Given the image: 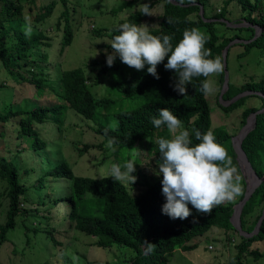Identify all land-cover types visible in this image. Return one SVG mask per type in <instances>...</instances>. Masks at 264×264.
Instances as JSON below:
<instances>
[{
	"label": "trees",
	"instance_id": "1",
	"mask_svg": "<svg viewBox=\"0 0 264 264\" xmlns=\"http://www.w3.org/2000/svg\"><path fill=\"white\" fill-rule=\"evenodd\" d=\"M232 1L234 0H227L220 13L209 16L207 13L209 0H154L149 5L150 9L159 3L162 4L163 12L159 25L148 31L161 38L164 35L171 36V43L175 47L183 38L186 29L198 28L206 37L205 49L211 50V56L208 58L219 57L222 64V53L226 46L235 40H242L243 42L231 45L228 53L233 46H242L243 50L237 54V59L244 62V59L247 61L253 54L252 51H257L263 71L264 0H236L242 10L247 12L242 19L248 23V26L239 27L238 30L250 32L248 38H241L239 35L225 37L217 30L218 24L227 26L231 23L226 15L227 6ZM59 2L62 7L57 16ZM71 2L73 0H51L49 4H43L41 0H0V64L12 82L20 87L18 92L13 89L15 92L11 98L8 97V101L2 102L0 99V103H3L0 109V138L6 137L5 127L13 125L19 143L26 141L28 147L24 149L33 150L39 159L40 167L46 166L45 169L39 166L19 167L14 159L9 160L6 156L0 155V181L5 183L4 193L8 199L5 221L0 223V250L9 243V234L19 230L18 220L21 217L25 219L20 224L25 236L22 241L28 246H31L37 237L38 241L44 237L53 245L59 244L55 233L65 222H69V228L93 237L95 239L93 246L128 250L130 255L117 264H171L177 249L185 251L196 249L198 246L190 245L189 242L205 235L214 227L235 232L240 237V243L236 246L238 253L230 264H244L245 254L249 255L253 262L264 258L259 248L257 250L251 248L253 244L264 241V218L258 232L253 236L241 235L231 220L235 212L234 204H240L246 193V182L242 174L243 193L239 198L214 207L209 214L198 212L189 204L191 215L181 220L172 219L162 213V205L166 202L162 194V175H158L156 181L146 186L141 193L133 194L122 181H115L111 177L99 178L107 175L99 177L77 175L65 159L55 160L49 156L48 149H51V143L59 140L42 137L39 128L48 127L60 136L69 127L66 120L73 113L80 115L81 120L85 121L98 137L100 136L102 140L98 147L107 146L108 137L117 140L113 145L115 150L112 152L114 164L122 166L129 160L128 150L145 142H148V152L153 154L159 163L157 141L161 138L171 139V135L166 125L156 128L152 120L159 118V109L168 108L189 131L190 146L200 142L195 139L193 130H199L202 134L211 130L216 142L227 150L233 166L241 173L234 136L223 126L212 129L211 108L206 95L200 91L202 83L208 77H193L191 83L186 85L187 95L181 96L173 90L176 78L174 70H166L164 67L167 57L157 66L159 79H156L147 72V65L143 70L137 71L123 64L118 56L113 66L109 67L104 53L101 58L91 63L92 68L89 72L87 66L72 70H64L60 66L54 72L51 62L54 49L58 46L62 56L65 49L71 46L78 36V28H74V24H77L75 16L77 4ZM142 3L143 0H125L111 10V13L116 15ZM34 11L36 13L33 15ZM54 17L52 28L45 30L46 21ZM145 18L146 15L142 14L141 9H136L125 20H119L116 25L100 28L94 25L93 32L99 37H102L104 32L112 41L115 35L120 34L121 24L139 26ZM206 19L215 21L208 22ZM223 19L227 22L219 21ZM26 22L31 23L33 29L31 37L24 35L23 28ZM80 23L79 20L78 24ZM54 31L59 33L57 37L51 36ZM107 47L110 48L107 53L111 54L113 50L110 45ZM93 72H96L94 81L89 76ZM253 72H242L249 80L239 86L229 80V88L222 99L230 104L221 103V92L217 99L218 105L227 113L243 108L248 99L256 98L261 101L260 107L245 106L242 114L243 125H246L252 114H256L251 130L242 141V150L260 180L241 211V226L247 233L255 231L264 210V73L256 80ZM220 75L222 90L224 67ZM105 76L110 77L109 84L116 98L110 97L111 95L97 96L93 87ZM4 87L3 84L0 85V88ZM136 96L142 98L139 104L123 107L126 100ZM40 97L46 99L50 97V101L39 105L36 101ZM54 100L56 102H53ZM105 131L107 136L104 135ZM92 147L95 145H85L83 148L74 146L79 155H83ZM108 150L110 149L107 147ZM21 169L26 173L37 174L31 186L22 183ZM48 177L57 182L65 181L67 186L61 189L53 200L45 194L42 201L40 197L47 188ZM30 200L47 209V215L42 216L46 221L45 227H42L44 220L27 224V220L30 219L26 217L29 210L21 209L20 205L22 202L28 204ZM62 207L67 208L65 216ZM258 208L259 213L249 223L248 217ZM145 240L151 243V251L148 250ZM0 264L3 263L0 261ZM35 264H49V261ZM90 264L111 263L95 261Z\"/></svg>",
	"mask_w": 264,
	"mask_h": 264
},
{
	"label": "rangeland",
	"instance_id": "2",
	"mask_svg": "<svg viewBox=\"0 0 264 264\" xmlns=\"http://www.w3.org/2000/svg\"><path fill=\"white\" fill-rule=\"evenodd\" d=\"M125 0H73V3L77 4V14L76 20L77 24H74V28H78L77 34L71 46L67 47L60 56V48L57 46L54 49V53L51 57V62L53 63L54 72L59 69L61 66L64 70H72L78 67H86L88 72L92 68V62L96 59L101 58L102 54L109 52L110 48L107 47L111 44V39L102 33L103 36L99 37L98 34L93 32L95 28L100 27H109L116 25L119 20H125L127 16L136 9H141L144 4L150 5L154 0H143L142 4H139L133 9H126L120 13L114 15L111 13V10L117 8ZM43 4H49L51 0H41ZM227 0H209L207 13L209 16L220 13L223 7L226 5ZM61 3L58 4V11L56 15L58 16L59 10L61 9ZM76 7V6H75ZM57 8L55 9V11ZM54 11V12H55ZM152 15H146V18L142 21L140 25H146L148 29L157 27L160 22V16L163 12L162 4H155L150 9ZM36 11L33 12V15ZM247 12H244L241 8V5L236 1H232L227 6V15L231 23L224 26L218 24L217 30L219 33L224 34L225 37H231L234 35H239L241 38H248L250 32L248 31H239V27L248 26L242 18L243 15H246ZM47 20V19H46ZM45 20V21H46ZM79 20L81 21L78 24ZM220 21V20H219ZM55 22V17L46 21L44 26L45 30L52 28L51 23ZM48 24V25H47ZM40 28H43L40 26ZM58 32H53L51 36L57 37ZM60 41V40H59ZM243 50L242 46L236 45L233 46L227 57V71L229 80L231 83L239 86L244 83L249 78L243 75L244 71H254V77L256 80L264 73L261 70L259 61L260 57L257 51H252V55L247 59V61L238 60L237 54ZM101 54V55H100ZM247 63H246V62ZM246 65L244 66V64ZM242 66V67H241ZM241 67V68H239ZM89 74V73H88ZM96 72L89 74L90 78L94 81ZM57 76V75H56ZM220 73L211 75L207 80L213 83L214 92L210 95H206V99L211 108V120H212V129L223 126L226 130L234 136V144L238 140V136L241 133L242 128L245 126L242 124V114L245 106H255L260 107L261 101L256 98L248 99L246 105L243 108H238L233 112H225L218 105V96L221 90L220 82ZM110 77L105 76L100 78L99 83L94 85V90L98 97H117L111 89ZM3 84L5 87L0 88V99L2 102L8 101L13 95V92L20 90V87L16 86L6 74L5 70L0 64V85ZM15 88V90H13ZM33 92V91H32ZM19 98V94L17 95ZM50 101V97L39 98L37 104H45ZM142 101V98L136 96L132 99H128L124 102L123 107H133L139 104ZM0 103V109L3 103ZM53 102H56L55 100ZM75 113V112H74ZM74 115V116H73ZM77 115V116H76ZM69 115L67 118V129L59 136L53 130L48 127L39 128L40 134L42 137H46L49 140L58 139L59 141H53L51 143V149H48L49 156L55 160L65 159L68 164H70L77 175L84 177H99L108 175V169L114 164L112 158L113 150L110 149L107 151V146L103 145L101 148L97 145L100 144L101 138L95 134L91 127L83 120L78 114ZM76 116V117H75ZM251 127V123L249 125ZM182 130L185 129L182 126ZM6 137L0 138V155L6 156L9 160H15L19 167L31 168L33 166H39V159L35 152L27 148V142L23 141L22 144L19 143L18 139L15 137V127L13 125H8L5 127ZM171 138L172 134L170 133ZM78 145L80 148H83L85 145H95L91 149L85 151L83 155L75 150L74 146ZM148 142L144 144H139L133 149L128 150L129 160L135 161V171L131 173L137 177V180L134 184L130 182H123L127 188L133 193L138 194L144 190L146 186L156 181L158 177V163L155 160V156L148 152L147 149ZM137 158V160H136ZM125 160V159H124ZM128 160V161H129ZM42 169H45L46 166H41ZM40 167V168H41ZM241 173H238L241 177L242 185V176L246 182V190L253 186V178L249 172L240 167ZM22 175V183L25 186H31L36 178V173H26L23 169L20 170ZM242 174V176H241ZM47 188L44 191V194L40 197L43 201V196L46 194L51 200L56 198L59 195V191L64 188L66 183L57 182L51 177H48L46 180ZM5 183L0 181V223L5 221V216L8 208V199L5 196ZM33 195L35 193H32ZM239 198L237 196L234 200ZM233 200V201H234ZM236 204V203H235ZM235 210L238 211L239 203L235 205ZM21 209H27L29 220L27 224L34 222H39L44 220L42 216L47 215V209L44 206L32 203L31 200L28 204L22 202L20 205ZM36 210L38 213H35ZM49 210V209H48ZM259 208L253 212L252 215L248 217L249 223L254 219L255 215L259 213ZM64 216L66 215L67 208L62 207ZM34 215L37 216L34 217ZM25 220L19 218L18 228L12 231L10 236L9 243L3 246L0 250V261L3 264H35L38 262H43L48 260L49 264H90V262H110L111 264H117L123 262L130 253L128 250L120 249L117 247H107L100 248L93 246L94 238L90 237L84 233H79L76 230L69 228V222H65L64 225L59 228L55 233L56 239L59 242L57 245H53L50 240H45L43 237L41 241L35 239L33 241V246L26 245L25 241H22L24 236V229L21 228V222ZM236 221V218L233 219ZM46 226V221H42V227ZM32 235V234H31ZM34 237L32 238V240ZM31 240V241H32ZM240 243V237L238 234L232 231H225L218 229L216 227L212 228L208 233L203 236L197 237L191 242L190 245L196 244L198 247L191 251H185L177 249L172 260L171 264H230L233 257L238 253L236 246ZM252 249L259 248V252L264 254V241L260 244H253ZM17 249V250H16ZM244 264H264V258H261L257 262L250 260L249 255H244L243 257Z\"/></svg>",
	"mask_w": 264,
	"mask_h": 264
},
{
	"label": "clouds",
	"instance_id": "3",
	"mask_svg": "<svg viewBox=\"0 0 264 264\" xmlns=\"http://www.w3.org/2000/svg\"><path fill=\"white\" fill-rule=\"evenodd\" d=\"M144 15H152L148 4L141 8ZM170 23V21H168ZM24 35L31 37L32 26L26 22ZM119 35H115L110 47L111 54H106L107 66H113L117 56L120 61L137 71L147 65V72L159 79L157 66L167 57L166 70H174L176 74L173 90L179 95H187L186 85L193 77H209L223 71L219 57L210 59L211 50L205 49L206 37L198 29H186L183 38L173 47L172 37L162 38L152 35L146 25L123 23L119 27ZM213 83L205 80L200 91L204 95L214 92ZM153 125L160 128L166 125L172 134L171 139H159L158 175H162V194L166 202L162 205V213L172 219L184 220L191 215L188 207L191 204L198 212L209 214L214 207L233 201L243 193L241 177L233 166L227 150L216 142L211 130L201 133L193 130L195 139L200 141L190 146V133L182 130L181 120L168 108L159 109V118H153ZM107 136V131L104 133ZM117 143L114 137H108L107 147L115 150ZM135 161L129 160L122 166L112 164L105 179L130 182L134 184L137 177L131 175L135 171ZM123 168V170H122ZM151 251V243L144 241Z\"/></svg>",
	"mask_w": 264,
	"mask_h": 264
},
{
	"label": "water",
	"instance_id": "4",
	"mask_svg": "<svg viewBox=\"0 0 264 264\" xmlns=\"http://www.w3.org/2000/svg\"><path fill=\"white\" fill-rule=\"evenodd\" d=\"M201 14L203 15V8L201 10ZM206 20L208 22L215 21L214 19H206ZM220 21L227 22L225 19L220 20ZM239 42H243V41L242 40H235V41L231 42L228 46H226V48L223 50V53H222L225 78H224L222 91H221V94H220V101L224 105L230 104V102H227V101L224 102L223 99H222L224 93L229 88V76H228V71H227V54H228V50H229L230 46L233 45L234 43H239ZM247 94H249V93H247ZM255 117H256V114H252L248 118L246 125L242 128L241 133L238 136V142L235 145V150H236V152H237V154H238V156L240 158V165L249 172V174L252 176L253 181H254L253 182L254 183L253 186H251L249 189L246 190L245 196H244L243 200L239 204L238 211L235 210V212H234V214L232 216V219H231L233 225L235 226V228L241 233V235H244V236H253L254 234H256L258 232L259 227H260L261 221L264 218V210H263V216L261 217L260 222L257 224V226L255 228V231H253L252 233H247L246 231H244L242 229L241 220H240L242 208H243L244 204L246 203V201L250 198V196L252 195V193L254 192L255 188L257 187V185L259 184V181H260L258 176L256 175L255 171L253 170L252 166L250 165V162H249L246 154L242 150V141H243L244 137L247 135V133L251 130L252 127H249V125L251 123V126H253V124L255 122ZM248 127H249V129H248ZM245 131H246V133H244ZM234 218H236L235 222L233 221Z\"/></svg>",
	"mask_w": 264,
	"mask_h": 264
},
{
	"label": "bare ground",
	"instance_id": "5",
	"mask_svg": "<svg viewBox=\"0 0 264 264\" xmlns=\"http://www.w3.org/2000/svg\"><path fill=\"white\" fill-rule=\"evenodd\" d=\"M249 127H250V126H249ZM249 127H248V129H249ZM248 129H247V130H248ZM247 130H246V131H247ZM246 131H245L244 133H246ZM243 135H244V134H243ZM237 142H238V140L236 141V143H237ZM253 182H254V181H253Z\"/></svg>",
	"mask_w": 264,
	"mask_h": 264
}]
</instances>
